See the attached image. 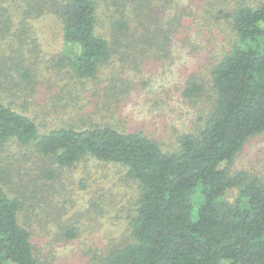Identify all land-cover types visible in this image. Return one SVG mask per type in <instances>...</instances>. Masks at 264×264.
<instances>
[{"label":"trees","instance_id":"trees-1","mask_svg":"<svg viewBox=\"0 0 264 264\" xmlns=\"http://www.w3.org/2000/svg\"><path fill=\"white\" fill-rule=\"evenodd\" d=\"M158 1L170 9L165 23L162 11H153L154 0H0V46L10 51L0 56V149L19 146L46 162L38 176L13 172L0 150V264H46L27 220L35 208L46 213L44 229L57 220L39 179L49 183L57 169L82 160L119 165L135 188L131 202L109 203L126 212L127 233L113 237L95 264H264V177L232 166L245 144L264 134V0H233L234 6L227 0L231 5L218 9L214 25L225 19L233 43L208 68L210 106L170 150L143 131L109 123L43 131L16 101H28L35 90L42 56L32 48L43 47L36 32L47 19L71 45L54 56L58 66L82 86L102 71L99 84L115 75L116 61L125 57L161 58L177 33L198 31L184 21L195 18L192 12L178 11L175 0ZM206 88L191 76L183 95L191 100ZM90 206L104 209L96 196ZM61 231L71 240L79 227Z\"/></svg>","mask_w":264,"mask_h":264},{"label":"rangeland","instance_id":"rangeland-1","mask_svg":"<svg viewBox=\"0 0 264 264\" xmlns=\"http://www.w3.org/2000/svg\"><path fill=\"white\" fill-rule=\"evenodd\" d=\"M175 1L178 11L192 12L191 17L195 18L184 16V21L192 20L199 27L198 31L177 33L172 46L162 53L161 58L154 54L143 56L137 62L126 57L116 61L115 75L105 76L106 81L100 84L97 82L104 79L103 71L101 76L82 86L72 81L73 75L68 69L58 66V59L54 56L62 52L65 55L71 45L62 41L56 25L47 19L36 32L37 42L43 47L40 50L32 48L34 53L42 56L40 65L37 63L42 70L38 71L32 97L28 96L26 102L24 98H18V105L24 102L23 110L37 119L43 131L55 126L109 123L120 130L143 131L162 143L165 149H172L181 134L195 130L199 118L210 106L211 87L205 83L210 78L208 68L220 58L224 49L231 46L234 37L225 19L219 21L221 26L214 25L215 15L218 9L236 4L233 0L231 4L227 0ZM154 2V13L162 11V22L165 23L166 11L170 9L158 0ZM207 10L213 13L208 15ZM10 12L14 13L12 7ZM23 46L27 51V46ZM0 47V56L2 51L10 54L6 45ZM191 76L198 77L207 88L202 96L189 100L184 97L183 90ZM95 90L96 95L93 94ZM117 95L123 98L120 100ZM0 150L13 172L27 171L38 176L41 168H45L43 159L39 161L19 146H5ZM232 166L264 177V134L251 138ZM39 184L48 193L50 200L45 205L51 211L55 210L57 220L54 218L51 227L44 229L41 221L47 216L40 208H35L27 220L32 223L41 248L39 254L46 264H95V255L113 237L121 239L127 233L126 212L120 214L108 206L113 202H131L128 199L135 193L133 184H128L119 165L82 160L74 166L57 169L56 177L49 183L40 178ZM233 195L234 192L228 199L233 200ZM95 196L103 203L104 209L90 206ZM74 224L79 227L78 235L67 240L61 228Z\"/></svg>","mask_w":264,"mask_h":264}]
</instances>
